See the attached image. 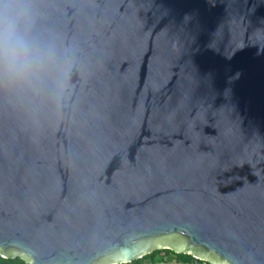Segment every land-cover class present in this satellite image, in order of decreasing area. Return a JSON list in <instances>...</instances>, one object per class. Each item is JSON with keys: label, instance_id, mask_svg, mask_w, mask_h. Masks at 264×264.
<instances>
[{"label": "water", "instance_id": "water-1", "mask_svg": "<svg viewBox=\"0 0 264 264\" xmlns=\"http://www.w3.org/2000/svg\"><path fill=\"white\" fill-rule=\"evenodd\" d=\"M28 3L62 76L0 88L1 256L264 264V0Z\"/></svg>", "mask_w": 264, "mask_h": 264}, {"label": "clouds", "instance_id": "clouds-1", "mask_svg": "<svg viewBox=\"0 0 264 264\" xmlns=\"http://www.w3.org/2000/svg\"><path fill=\"white\" fill-rule=\"evenodd\" d=\"M28 0H0V88L32 97L60 84L62 67L54 44L31 34Z\"/></svg>", "mask_w": 264, "mask_h": 264}, {"label": "trees", "instance_id": "trees-1", "mask_svg": "<svg viewBox=\"0 0 264 264\" xmlns=\"http://www.w3.org/2000/svg\"><path fill=\"white\" fill-rule=\"evenodd\" d=\"M173 257L174 261L166 262V257ZM200 262L202 264H208V262L199 261L192 257L190 254L174 253L169 249H162L154 251L142 258L129 262L127 264H193ZM0 264H30L25 262L20 257L15 258H4L0 254Z\"/></svg>", "mask_w": 264, "mask_h": 264}, {"label": "snow or ice", "instance_id": "snow-or-ice-1", "mask_svg": "<svg viewBox=\"0 0 264 264\" xmlns=\"http://www.w3.org/2000/svg\"><path fill=\"white\" fill-rule=\"evenodd\" d=\"M187 245H182L181 248L186 247ZM203 259V258H202ZM119 264H127L126 260H121ZM208 264H211V261L208 262Z\"/></svg>", "mask_w": 264, "mask_h": 264}, {"label": "rangeland", "instance_id": "rangeland-1", "mask_svg": "<svg viewBox=\"0 0 264 264\" xmlns=\"http://www.w3.org/2000/svg\"><path fill=\"white\" fill-rule=\"evenodd\" d=\"M166 262H168V261H174V259H173V257H171V256H169V257H166V260H165Z\"/></svg>", "mask_w": 264, "mask_h": 264}, {"label": "built area", "instance_id": "built-area-1", "mask_svg": "<svg viewBox=\"0 0 264 264\" xmlns=\"http://www.w3.org/2000/svg\"><path fill=\"white\" fill-rule=\"evenodd\" d=\"M193 264H202V263H200V262H195V263H193Z\"/></svg>", "mask_w": 264, "mask_h": 264}]
</instances>
